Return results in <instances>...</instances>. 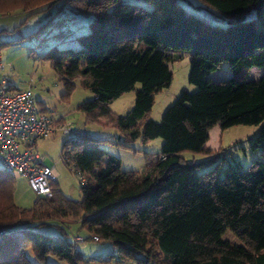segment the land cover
Returning <instances> with one entry per match:
<instances>
[{
	"label": "trees",
	"instance_id": "1",
	"mask_svg": "<svg viewBox=\"0 0 264 264\" xmlns=\"http://www.w3.org/2000/svg\"><path fill=\"white\" fill-rule=\"evenodd\" d=\"M145 1L150 8L121 0H0L1 14L66 4L91 14L81 46L43 54L63 95L81 77L93 95L79 107L86 119H104L129 140L162 139L159 154L148 157L141 172L122 170L120 159L90 135L66 140L64 159L84 177L78 201L64 197L55 182L49 196L21 207L13 198V174L1 168L0 264H33L29 251L38 261L53 255L86 264L65 236L66 220L88 231L85 240L96 235L110 242L102 263L264 264V74L235 77L264 68V0H201L226 18L224 26L187 13L176 0ZM251 10L255 15L246 17ZM176 50L191 53L188 81L196 90L182 89L155 122L147 116L154 94L171 82L168 63ZM223 62L231 76L212 81L209 73ZM137 82L132 108L113 113L109 104ZM216 124H261L251 141L259 156L247 167L214 163L201 171L207 161L186 162L182 152H210L205 143ZM46 224L62 235L37 230Z\"/></svg>",
	"mask_w": 264,
	"mask_h": 264
},
{
	"label": "rangeland",
	"instance_id": "2",
	"mask_svg": "<svg viewBox=\"0 0 264 264\" xmlns=\"http://www.w3.org/2000/svg\"><path fill=\"white\" fill-rule=\"evenodd\" d=\"M150 8L151 4L145 0H121ZM187 13L195 14L212 24L224 26L226 18L219 15L213 8L208 7L201 0H176ZM42 9V8H41ZM253 10L246 17L254 16ZM91 14L78 13L69 4L62 7L50 6L47 10L28 12L22 9L0 13V44L2 59L10 63L11 68L4 71V76L14 87L31 86L34 99L39 107H45V112L53 119L63 118L70 122L75 130L84 129L87 135L99 139V146L121 161V169L125 171L141 172L146 166L148 157L154 158L161 149L162 139L156 137L146 142L140 138L129 140L115 127L107 125L104 119H86L80 110L81 104L93 98L89 89L81 83V77L73 80L72 92L64 96V90L58 76L43 54L50 48H77L81 46L80 36L89 30L88 22ZM9 41H16L7 43ZM176 58L168 63L171 72V82L154 94L153 104L147 118L159 122L164 110L178 97L182 89L194 92L196 86L189 83L191 53L187 50H176ZM231 70L226 62L219 69L209 73V78L219 82L231 76ZM264 74V68L251 67L235 75L236 78L257 80ZM140 83L122 93L110 104V110L119 115L125 114L134 105L135 92ZM57 123V122H56ZM65 122L61 123L62 125ZM60 126L57 124V127ZM261 124H237L221 128L214 125L208 131L206 145L210 152H182L186 162H206L201 170H205L214 163L226 165L239 163L247 167L253 159L259 156V151L253 149L251 141L260 131ZM72 134L64 133L59 127L46 138L37 140V147L44 155V162L53 165L58 173L57 186L62 195L74 201L81 199L80 185L84 177L77 173L71 163L67 164L61 151L62 144L71 139ZM120 142V143H118ZM126 144V146H124ZM3 168L0 160V169ZM13 198L17 205L30 208L36 195L29 188L27 180L13 174ZM66 238L73 240L75 235L87 237L88 231L80 228L78 223L66 220ZM51 236L62 235L53 224L41 225L37 229ZM230 236V235H229ZM231 237V236H230ZM75 249L87 261L86 264H136L134 261L117 262L112 259L108 263L99 260L111 252L112 246L108 241L83 240L75 243ZM33 264H68L65 260L53 255H47L43 261H38L29 251Z\"/></svg>",
	"mask_w": 264,
	"mask_h": 264
},
{
	"label": "built area",
	"instance_id": "3",
	"mask_svg": "<svg viewBox=\"0 0 264 264\" xmlns=\"http://www.w3.org/2000/svg\"><path fill=\"white\" fill-rule=\"evenodd\" d=\"M9 68L11 64L3 61L0 48V160L5 171L24 177L36 196H49L58 173L44 162L37 140L52 134L57 123L37 105L30 85L20 90L11 87L3 74ZM60 128L72 134L67 141L87 136L84 129L75 130L70 122ZM91 238L98 240L96 235ZM83 240L82 235L73 237L75 243Z\"/></svg>",
	"mask_w": 264,
	"mask_h": 264
},
{
	"label": "crops",
	"instance_id": "4",
	"mask_svg": "<svg viewBox=\"0 0 264 264\" xmlns=\"http://www.w3.org/2000/svg\"><path fill=\"white\" fill-rule=\"evenodd\" d=\"M11 85V84H10ZM11 87L13 88V89H17V90H20V89H23V88H25V87H14L13 85H11ZM40 108H42V107H40ZM56 122H57V124H59L60 126L62 125L61 123H63V122H67V121H65L63 118H58V119H54ZM60 126H58L57 128H59ZM56 128V129H57ZM205 147H206V149H208V150H210L211 151V149H209L208 147H207V145H206V143H205Z\"/></svg>",
	"mask_w": 264,
	"mask_h": 264
}]
</instances>
